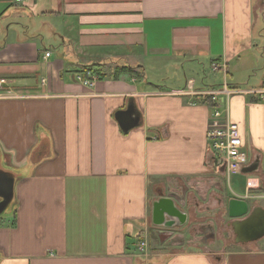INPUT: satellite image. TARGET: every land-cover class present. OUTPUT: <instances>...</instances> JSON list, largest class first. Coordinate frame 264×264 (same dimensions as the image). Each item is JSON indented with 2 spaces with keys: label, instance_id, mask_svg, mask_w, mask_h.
Listing matches in <instances>:
<instances>
[{
  "label": "crops",
  "instance_id": "obj_1",
  "mask_svg": "<svg viewBox=\"0 0 264 264\" xmlns=\"http://www.w3.org/2000/svg\"><path fill=\"white\" fill-rule=\"evenodd\" d=\"M263 29L264 0L0 1V171L14 177L0 264H264V237L235 244L229 222L231 245L175 239L189 208L226 190L220 178L264 208L262 181L234 190L211 166V101L197 94L258 88ZM130 105L139 124L124 133L114 115ZM229 117L250 166L264 105L235 95Z\"/></svg>",
  "mask_w": 264,
  "mask_h": 264
},
{
  "label": "built area",
  "instance_id": "obj_2",
  "mask_svg": "<svg viewBox=\"0 0 264 264\" xmlns=\"http://www.w3.org/2000/svg\"><path fill=\"white\" fill-rule=\"evenodd\" d=\"M9 1L15 4L23 2V0ZM44 57L48 58L49 53L46 52ZM210 68L213 72H217L220 69V71L224 72V75H227L222 65L220 67L216 63H212ZM82 83L84 85H92L93 80L85 79ZM197 94L211 101L212 117L206 132L211 166L216 169H222L227 176L241 173L243 168L249 166V160L244 150L239 128L229 117L230 100L235 95H248L264 105V82L256 89L242 90L230 87L225 81L220 87L200 91ZM246 176L249 175L247 174ZM262 180H264V151L258 158L257 169L252 176L247 177L246 187L250 189L258 188ZM140 250L144 251L145 249L142 246Z\"/></svg>",
  "mask_w": 264,
  "mask_h": 264
},
{
  "label": "water",
  "instance_id": "obj_3",
  "mask_svg": "<svg viewBox=\"0 0 264 264\" xmlns=\"http://www.w3.org/2000/svg\"><path fill=\"white\" fill-rule=\"evenodd\" d=\"M134 111V106L130 105L125 110L115 113L114 119L122 132L127 133L138 126L139 118ZM257 167L258 159L249 167L243 168L241 172L248 174L255 171ZM13 184V175L0 171V217L8 211L12 202ZM163 203L167 202L154 205V207L163 206L168 211L169 217L175 218L178 224H181L185 216ZM227 217L230 220L228 225L235 236V244L255 242L264 237V208L259 205L252 207L250 199H230L227 203ZM167 224L172 225V222Z\"/></svg>",
  "mask_w": 264,
  "mask_h": 264
},
{
  "label": "rangeland",
  "instance_id": "obj_4",
  "mask_svg": "<svg viewBox=\"0 0 264 264\" xmlns=\"http://www.w3.org/2000/svg\"><path fill=\"white\" fill-rule=\"evenodd\" d=\"M264 32V29H263ZM262 47H260V54L262 53ZM262 67V66H261ZM219 72V71H218ZM253 74H251L252 76ZM205 82V81H204ZM255 82L253 79L251 80V83L253 84ZM207 84L209 82H205ZM241 85L242 83H238ZM242 87V85H241ZM249 154L248 152H246ZM254 158V157H253ZM254 160V159H253ZM220 171V170H218ZM221 174H223L220 171ZM224 175V174H223ZM247 174H235L230 177L231 181V187L234 190H242L245 188V181ZM225 176V175H224ZM227 179V177L225 176ZM245 178V179H244ZM229 179V180H230ZM222 184H224V189L226 186V190L223 189V185L221 184L220 187L225 191L223 193H218L217 195H214L212 199H209L205 202H203L204 207H200L197 209H193L192 207L188 209V223L185 227H183V230L177 232L180 236L175 239L178 241H185L187 235H190L191 244H187L188 247H186L187 250H204V249H214L217 247H222L223 244H229L231 245V237L227 236V224L230 220L227 217L226 212H224L223 208L218 207V205L221 204V202H227V200L231 197H235L234 193L232 191L227 190V183L224 182V179L220 178V181ZM264 183V182H262ZM245 190V189H244ZM261 195L264 196V193H261ZM258 196L254 195V198H257ZM259 198V197H258ZM258 200L263 206H264V197H261ZM214 207V208H213ZM227 227V228H226ZM165 231V229H163ZM154 233V232H153ZM152 236L155 238L156 234H152ZM157 237V236H156ZM165 238V236H162ZM229 238V239H227ZM201 243V244H200ZM204 244V246H203ZM211 245V246H210ZM194 247V248H193Z\"/></svg>",
  "mask_w": 264,
  "mask_h": 264
},
{
  "label": "bare ground",
  "instance_id": "obj_5",
  "mask_svg": "<svg viewBox=\"0 0 264 264\" xmlns=\"http://www.w3.org/2000/svg\"><path fill=\"white\" fill-rule=\"evenodd\" d=\"M217 71H220V69L219 70H217ZM249 167V166H248ZM217 170H220L226 177H227V179L229 180L230 179V177L232 176V175H229V176H227L224 172H223V170L222 169H217ZM242 173V172H241ZM241 173H238V174H241ZM243 174V173H242ZM249 174V173H248ZM233 175H235V174H233ZM246 181H247V178H246ZM246 181H245V189H246V192H249V191H257V190H260L261 188H260V186L258 187V188H252V189H250V188H247L246 187ZM262 182H264V180H262ZM246 196L248 197V193H246ZM260 198L261 197H264L263 195L262 196H259ZM230 199H235V198H230ZM229 199V200H230ZM228 200V201H229ZM228 201H227V203H228ZM226 214H227V204H226Z\"/></svg>",
  "mask_w": 264,
  "mask_h": 264
},
{
  "label": "trees",
  "instance_id": "obj_6",
  "mask_svg": "<svg viewBox=\"0 0 264 264\" xmlns=\"http://www.w3.org/2000/svg\"><path fill=\"white\" fill-rule=\"evenodd\" d=\"M120 72H127V73H129V72H131L130 70H128V69H125V70H121ZM257 192V191H256Z\"/></svg>",
  "mask_w": 264,
  "mask_h": 264
},
{
  "label": "flooded vegetation",
  "instance_id": "obj_7",
  "mask_svg": "<svg viewBox=\"0 0 264 264\" xmlns=\"http://www.w3.org/2000/svg\"><path fill=\"white\" fill-rule=\"evenodd\" d=\"M228 200H229V199H228ZM228 200H227V201H228ZM226 204H227V202H226Z\"/></svg>",
  "mask_w": 264,
  "mask_h": 264
}]
</instances>
